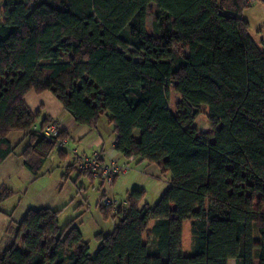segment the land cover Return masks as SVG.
Masks as SVG:
<instances>
[{
  "label": "trees",
  "instance_id": "trees-1",
  "mask_svg": "<svg viewBox=\"0 0 264 264\" xmlns=\"http://www.w3.org/2000/svg\"><path fill=\"white\" fill-rule=\"evenodd\" d=\"M154 4L152 31L147 19ZM247 0H3L0 7V164L15 152L40 173L58 139L26 94L50 91L75 122L106 114L125 158L170 173L154 206L134 188L105 220L94 255L63 208H31L0 264H264V48L241 13ZM181 101L172 110L170 87ZM207 107L208 127L196 118ZM67 134L61 130L59 138ZM98 155L101 154L97 152ZM60 158L67 152L58 147ZM94 155V154H93ZM101 160H103L101 158ZM66 166L94 178L80 167ZM116 179V176H115ZM114 179V180H115ZM0 187V204L13 196ZM190 221L191 251L183 248ZM21 237V245L16 244Z\"/></svg>",
  "mask_w": 264,
  "mask_h": 264
},
{
  "label": "rangeland",
  "instance_id": "rangeland-1",
  "mask_svg": "<svg viewBox=\"0 0 264 264\" xmlns=\"http://www.w3.org/2000/svg\"><path fill=\"white\" fill-rule=\"evenodd\" d=\"M2 3L3 0H0V7H2ZM154 10V4H150L147 19L150 31H152ZM241 15L249 21L250 33L253 39L261 48H264V2L256 0L254 4L244 8ZM174 86L175 84L172 83L169 98L172 110H175L176 105L181 101V97ZM195 123L201 130H206L208 127L206 106H202ZM13 139L16 140V138ZM70 157L69 155L65 159L60 158L58 147L55 148L47 164L50 171L39 176L35 182L26 183L28 191L21 198L20 195H17L14 200L19 203L21 200L20 206H39L47 202H55L58 198H65L64 201L66 200L67 203L72 202L62 211L59 217L60 224L65 227L71 219H75L77 221L75 225L83 233L85 241L89 243L91 255H94L100 246V240L96 237V234L101 231L104 233L110 232L116 222L111 218L105 220L100 212L104 198L111 196L112 193L111 189H108L110 186L107 183L85 174L78 176L77 171L71 172L67 179H62ZM44 172L45 170H43ZM170 175V173H163L160 169L150 170L143 163L132 162L130 170L125 174H121L120 177L118 176V182L115 186H120L124 182L126 187L128 184H136L135 186L138 185L144 188L143 203L154 206L168 188ZM105 193L107 195H104ZM21 240V237L17 238L16 244L21 245ZM192 242L190 221H186L183 235V248L186 253L191 251Z\"/></svg>",
  "mask_w": 264,
  "mask_h": 264
},
{
  "label": "crops",
  "instance_id": "crops-1",
  "mask_svg": "<svg viewBox=\"0 0 264 264\" xmlns=\"http://www.w3.org/2000/svg\"><path fill=\"white\" fill-rule=\"evenodd\" d=\"M262 1L264 2V0ZM25 101L33 112L40 113L39 122H41L43 118L47 117L48 119L55 121L66 132L68 142L65 146L59 145L58 147L67 152L66 157H68L69 155L71 156L68 160L67 165L73 163L77 159L81 160V157L83 155L92 156L97 152L101 154V158L105 163H111L113 161L122 163L127 159L115 149L116 133L114 131L113 124L109 122L108 115H102L98 124L95 127L90 128L86 125L77 124L73 117L70 116V114L64 109L62 103L50 91L37 93L31 90L26 94ZM13 138H16V140ZM9 139L13 144L16 145V148L15 152L8 156L0 164V187H8L14 192V194L0 204L1 250L6 248L14 241V239H16L15 227L22 220L29 209L51 207L63 208V210H65L69 206V204L72 203L65 202V198H58L55 202H47L44 204H40L39 206H20L21 200L20 203L14 200L17 195H20L21 198L22 195L28 191L26 183L35 182V180L39 176H42L47 171H50V168H48L49 166L47 164L51 155L48 157L44 166L40 170V173L38 175H35L25 166L24 159L21 156L22 151L29 144L28 139L24 138V136L20 132H12L9 135ZM134 162L143 163L150 170H159V168H157V166L154 164H149L147 162H138L137 160H134L133 163ZM43 170H45L44 173ZM120 175L118 176L120 177ZM118 176H116L114 183L112 185H109L110 187H108V189H111V196H106L105 198H110L118 202H122L132 189L140 188V186H135L136 184H128V186L126 187L124 182L120 184V186H115L118 182ZM168 181H170V179H168ZM104 195L107 194L105 193ZM75 222L77 221L74 219V223ZM229 264H236L235 259H230Z\"/></svg>",
  "mask_w": 264,
  "mask_h": 264
},
{
  "label": "built area",
  "instance_id": "built-area-1",
  "mask_svg": "<svg viewBox=\"0 0 264 264\" xmlns=\"http://www.w3.org/2000/svg\"><path fill=\"white\" fill-rule=\"evenodd\" d=\"M256 0H247L249 5L254 4ZM34 130L38 131L40 135L45 137L47 140L58 139L60 146H65L67 138H59L61 130H63L55 121L51 120L42 126L35 125ZM80 167L84 169H89L94 177L101 179L108 185L114 183L115 176L124 174L130 170L131 163L134 161V157L127 158L122 163L113 161L111 163H105L101 160L100 155L95 153L92 156H82ZM103 203L106 205L118 206V201L110 198H105Z\"/></svg>",
  "mask_w": 264,
  "mask_h": 264
}]
</instances>
